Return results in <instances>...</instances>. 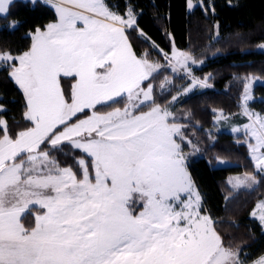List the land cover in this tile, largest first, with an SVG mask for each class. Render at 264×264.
Listing matches in <instances>:
<instances>
[{
  "label": "snow or ice",
  "instance_id": "6c2138e0",
  "mask_svg": "<svg viewBox=\"0 0 264 264\" xmlns=\"http://www.w3.org/2000/svg\"><path fill=\"white\" fill-rule=\"evenodd\" d=\"M17 2L0 0V16ZM42 2L57 19L35 29L28 50L0 51L30 124L12 134L0 118V264H248L202 208L182 125L153 99L151 80L162 66L129 39L134 28L150 41L131 6L122 15L107 0ZM189 61L196 63L189 53L171 54L191 72ZM197 84L210 87L193 77ZM244 115L252 159L264 173V116L246 103ZM65 148L83 154L73 157L79 175L52 155ZM256 183L246 174L234 186ZM256 208L251 215L264 224V201Z\"/></svg>",
  "mask_w": 264,
  "mask_h": 264
},
{
  "label": "trees",
  "instance_id": "16d2710c",
  "mask_svg": "<svg viewBox=\"0 0 264 264\" xmlns=\"http://www.w3.org/2000/svg\"><path fill=\"white\" fill-rule=\"evenodd\" d=\"M191 2L194 7L190 9L188 0H107L122 15L131 6L139 29L150 38L145 41L138 30H127L134 50L147 52L162 66L151 80L153 99L162 106L172 105L174 122L182 125L186 139L200 150L198 156L189 159L188 170L202 196L203 210L216 221L225 245L239 249L241 257L251 264L264 256V229L251 216L257 203L264 200V173L257 171L246 135L212 129L216 111L238 113L237 101L250 78L259 79L252 85V107L264 114V51L257 49L264 43V0ZM56 19L55 9L42 0L36 5L18 0L10 15L0 16V51L19 54L28 50L35 29H43ZM13 21L17 22L15 27H9ZM174 49L194 57L200 66L192 68L190 76H210L212 88L184 94L191 80L169 67L167 57ZM9 72L7 66L0 65V104L5 107L0 118L8 121L15 134L30 124L24 117L22 91ZM72 84L70 79L62 80L65 90ZM173 97L179 99L173 103ZM235 121L245 120L236 117ZM52 155L61 166L71 165L79 175L73 159L83 155L78 150L65 148ZM219 160L228 165L219 166ZM243 174L254 175L259 183L253 189L234 191L228 185L229 177Z\"/></svg>",
  "mask_w": 264,
  "mask_h": 264
},
{
  "label": "rangeland",
  "instance_id": "374dc122",
  "mask_svg": "<svg viewBox=\"0 0 264 264\" xmlns=\"http://www.w3.org/2000/svg\"><path fill=\"white\" fill-rule=\"evenodd\" d=\"M129 29H132V28H129ZM261 45H264L263 44H260L257 46V49L258 50H261V51H264V47H261ZM177 49H174L173 51H176ZM181 51V50H179ZM182 52H185V51H182ZM185 53H189V52H185ZM190 54V53H189ZM167 60L169 62V67L172 68L173 70H176L183 74V75H186L188 78H190L191 82L190 84L188 85L187 88H191L190 91H184V94H189V93H192V92H202L208 88H212V83H211V77L210 76H206V77H195L197 78V80H200V81H204L206 80L207 83L210 85V87H201L199 86L198 84L196 86H192L193 85V77L190 76L191 72H192V68L194 67H199L200 64H192L190 61H189V67L191 68V72H189L187 69L185 68H180L178 65H176L174 62H170L171 61V56L167 57ZM11 63V62H10ZM0 65L3 66H6L3 62H0ZM162 67H160L158 69V71L161 69ZM157 71V72H158ZM156 73V72H155ZM154 73V74H155ZM256 81H259V79H254V78H250V79H247L246 80V85L243 89V92H242V98L240 100L237 101V106H238V113H234V114H237V115H234L233 113H223L222 111H216V115H215V118H214V123H213V131L214 132H218V131H228V132H231L233 134H244L247 136L248 138V141L251 142V144H254L255 143V140L251 137L250 133L246 132L244 130V126L245 125H248L251 123V120L249 119L248 116L244 115V108H245V103H246V106L249 110V112H252V113H256V114H259L261 116H264V114L261 112V111H258V110H255L253 107H252V102L254 101V97L252 95V85L254 82ZM246 89H247V95L250 97L246 102H245V95H246ZM142 99V98H141ZM179 99V97H176L175 100H173V103L176 102L177 100ZM146 105H149L151 102L150 101H145L144 102ZM1 105V104H0ZM143 107V105H142ZM169 110L171 111L172 109V105L170 107H168ZM5 109V107H4ZM5 111V110H4ZM4 111H0V113L4 112ZM221 113H223V116H221ZM174 115V114H173ZM175 116V115H174ZM238 117V119L240 121H243L242 123H239L237 121H235V118ZM236 128H239L241 129L240 131H233V129H236ZM183 129V127H182ZM188 141H190L189 139H185L184 143L188 144V148L186 149V147L184 146V144L182 145L183 148H184V153H185V156L187 158V163L189 161V159L191 157H194V156H198L200 154V150L198 148V146H196L194 143L192 144H189ZM251 158H252V155H251ZM253 160V159H252ZM254 161V160H253ZM255 163V161H254ZM219 166H226L228 165L225 161L223 160H219V163H218ZM258 171V170H257ZM260 172V171H259ZM247 175H251V174H247ZM246 176V174H243V175H232L229 177V182H228V185L234 190V191H239V190H244V189H253L258 183L256 184H252L251 187H249L247 184L245 185H239V186H234L235 185V181L237 180V178H240V179H244ZM254 176V175H253ZM257 179V177H256ZM258 180V179H257ZM261 201H264V200H261ZM259 201V202H261ZM258 202V203H259ZM257 203V204H258ZM257 206V205H256ZM253 211H257V208L255 207V209ZM252 218L258 220L260 222V220L258 219V215L257 216H253L251 215ZM261 223V222H260ZM262 227L264 229V224H262ZM264 257V256H262ZM261 257V258H262ZM260 258V259H261ZM258 259V260H260ZM257 260V261H258ZM256 261V262H257ZM256 262H253L251 264H256Z\"/></svg>",
  "mask_w": 264,
  "mask_h": 264
}]
</instances>
